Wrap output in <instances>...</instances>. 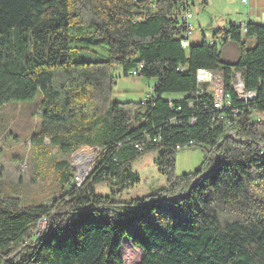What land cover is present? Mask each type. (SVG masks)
Segmentation results:
<instances>
[{
	"label": "trees",
	"instance_id": "trees-1",
	"mask_svg": "<svg viewBox=\"0 0 264 264\" xmlns=\"http://www.w3.org/2000/svg\"><path fill=\"white\" fill-rule=\"evenodd\" d=\"M189 7L187 0H0V108L39 93L33 143L48 141L65 158L54 163L59 190L48 204L0 196V264H122L124 237L141 250L140 264H264V25L249 22L242 36L229 23L212 33L223 35L219 49L203 34L184 49L181 14ZM85 26L103 39L104 60L71 58L73 44L86 42L70 29ZM228 41L235 64L221 60ZM139 66L154 99L112 102L113 69L128 76ZM198 71L221 74L230 108L214 109ZM235 73L254 100H237ZM176 94L183 98L164 99ZM189 143L209 151L196 171L175 176L177 147ZM83 147L96 150L95 169L77 187L69 157ZM151 153L165 185L121 200L140 183L132 165ZM98 184L108 196L95 193Z\"/></svg>",
	"mask_w": 264,
	"mask_h": 264
},
{
	"label": "rangeland",
	"instance_id": "rangeland-1",
	"mask_svg": "<svg viewBox=\"0 0 264 264\" xmlns=\"http://www.w3.org/2000/svg\"><path fill=\"white\" fill-rule=\"evenodd\" d=\"M190 4L189 23L193 32L189 37L190 46L200 45L202 34L208 40L212 33L229 23L246 24L252 3H259L257 10H264V0H249L242 5L239 0H187ZM258 24V22L254 21ZM83 34L86 43H74L71 54L73 60L102 61L107 56L106 45L102 38L93 34V28L85 26L81 31L70 29L71 36ZM249 43L248 47H252ZM221 60L226 64H235L238 59L236 44L228 41L220 49ZM115 78L111 101L116 103H143L150 94L152 81L143 77L125 76L120 67L112 71ZM183 95H167L166 100H179ZM41 96L29 102H9L0 108V196L20 199L25 205L48 204L58 194L57 173L53 166L65 158L48 145L33 143V137L40 132ZM208 146L187 147L180 150L175 158V176H182L196 171L203 161ZM96 150L83 147L70 157L74 176L88 179L94 172ZM156 153H151L137 160L132 165V172L140 178V183L125 191L119 198L130 200L147 195L166 183L155 166ZM212 165L216 158L210 154ZM85 170V171H84ZM84 182V181H83ZM83 184V183H82ZM81 184V185H82ZM95 193L108 196L110 191L104 184L95 187ZM47 224V222H46ZM39 224L37 234L46 228ZM122 264H140L143 254L132 245L127 237L123 238L119 249Z\"/></svg>",
	"mask_w": 264,
	"mask_h": 264
},
{
	"label": "built area",
	"instance_id": "built-area-1",
	"mask_svg": "<svg viewBox=\"0 0 264 264\" xmlns=\"http://www.w3.org/2000/svg\"><path fill=\"white\" fill-rule=\"evenodd\" d=\"M239 2L242 5H248L249 4V0H239ZM264 13V10H261ZM259 12V11H257ZM191 14H190V10L185 9V11L182 12L181 14V20L183 22V24L185 25V27L187 28V33L184 35V38H182L181 40V47L186 49L189 46V37L192 34V32L194 31L193 28L191 27L189 20L191 18ZM249 23V22H247ZM246 24L242 23V24H236L234 23L237 27L240 28L241 31V35L244 36L247 33V28H246ZM264 25V22L262 23ZM223 35H219L217 36L215 39H211V37L209 38V45L210 46H215L216 49H219L221 47V45L223 44ZM229 40V39H228ZM143 69L142 66H139L138 69L136 70H131L128 72V76L131 77H139V73L140 71ZM196 80L197 83L199 85H207L209 86L210 89V93L212 96V100H213V107L215 110L221 111L224 108H230L231 107V96L225 92L224 89V84H223V78L221 76V74L219 73H213V72H209V71H198L196 74ZM264 84V80H262V82L260 83V86ZM231 86L233 88V91L235 93V96L237 97V100L239 102H243V103H248L249 101H252L256 98V93L254 91H245L244 89V85L243 82L241 80V75L238 73H235L232 81H231ZM154 99V96L152 94V88H150V94L146 97L145 101H150ZM178 111L180 110V108L177 109ZM239 115V110L237 109H233L232 110V117L233 118H237ZM261 117L260 116H256L255 120L257 122L261 121ZM193 144L189 143L188 146L185 147H177L178 150H182L184 148H189L192 147ZM141 145L137 144L135 145V149L137 151H141ZM95 169V168H94ZM81 176V175H80ZM80 176H75L73 181L76 184L77 187H80L82 183H84L83 181H85L83 178H81ZM46 220H42L39 224H46Z\"/></svg>",
	"mask_w": 264,
	"mask_h": 264
},
{
	"label": "crops",
	"instance_id": "crops-1",
	"mask_svg": "<svg viewBox=\"0 0 264 264\" xmlns=\"http://www.w3.org/2000/svg\"><path fill=\"white\" fill-rule=\"evenodd\" d=\"M259 6V3H252V9L250 10V13L248 14L247 22H258L259 24H262L264 22V13L261 10H257ZM259 11V12H257ZM232 23V22H231Z\"/></svg>",
	"mask_w": 264,
	"mask_h": 264
},
{
	"label": "bare ground",
	"instance_id": "bare-ground-1",
	"mask_svg": "<svg viewBox=\"0 0 264 264\" xmlns=\"http://www.w3.org/2000/svg\"><path fill=\"white\" fill-rule=\"evenodd\" d=\"M85 171V170H84ZM81 176H83L82 174H81Z\"/></svg>",
	"mask_w": 264,
	"mask_h": 264
}]
</instances>
